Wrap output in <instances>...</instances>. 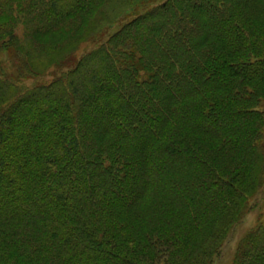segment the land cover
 Listing matches in <instances>:
<instances>
[{
  "label": "trees",
  "instance_id": "obj_1",
  "mask_svg": "<svg viewBox=\"0 0 264 264\" xmlns=\"http://www.w3.org/2000/svg\"><path fill=\"white\" fill-rule=\"evenodd\" d=\"M112 1L0 0V264H213L264 198V0Z\"/></svg>",
  "mask_w": 264,
  "mask_h": 264
},
{
  "label": "rangeland",
  "instance_id": "obj_2",
  "mask_svg": "<svg viewBox=\"0 0 264 264\" xmlns=\"http://www.w3.org/2000/svg\"><path fill=\"white\" fill-rule=\"evenodd\" d=\"M124 8L126 9L127 7L123 1L113 0L109 6L104 8V11L109 14V16H112V18H120L125 14V12H123ZM92 46L93 45L91 43L84 42L80 45L78 54L88 51L92 48ZM260 215L264 216V198L259 195L251 201L250 210H248L243 219L234 226L213 264L232 263L240 239L243 237L246 231L253 228L258 223V221L263 218H259Z\"/></svg>",
  "mask_w": 264,
  "mask_h": 264
}]
</instances>
